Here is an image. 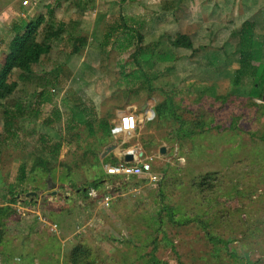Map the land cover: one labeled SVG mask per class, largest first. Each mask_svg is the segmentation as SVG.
Listing matches in <instances>:
<instances>
[{
  "label": "rangeland",
  "instance_id": "1",
  "mask_svg": "<svg viewBox=\"0 0 264 264\" xmlns=\"http://www.w3.org/2000/svg\"><path fill=\"white\" fill-rule=\"evenodd\" d=\"M184 1L164 16L162 0H0V58L37 15L38 40L59 32L25 81L11 74L17 87L0 106V252L9 262L264 264V96H247L246 77L232 85L245 22L264 59V0ZM120 15L142 38L125 51L103 39ZM178 33L192 48L171 46ZM75 36L87 37L77 53ZM137 47L175 60L139 67ZM166 99L175 117L147 120ZM127 108L138 117L132 135L98 132V121ZM122 139L121 149L153 158L158 181L105 175L98 160Z\"/></svg>",
  "mask_w": 264,
  "mask_h": 264
},
{
  "label": "trees",
  "instance_id": "2",
  "mask_svg": "<svg viewBox=\"0 0 264 264\" xmlns=\"http://www.w3.org/2000/svg\"><path fill=\"white\" fill-rule=\"evenodd\" d=\"M163 5L166 8L168 4ZM168 6L172 8L173 3H170ZM43 22V15H37L28 21L22 22L20 29L17 28L10 39L7 51L2 52L0 58V106L2 100L10 96L17 87L18 81L9 79L11 74L14 71H20V79L23 78V81H25L26 77H28L27 75L32 74L33 65L39 63L40 59L49 52L53 37L58 35L59 32H53L50 35H45L42 40H38V30ZM103 35L106 44L111 43L120 51L130 49L134 45L136 38H138V42L142 39L141 35L137 34V30L131 28L127 24L126 18L122 15L119 16L117 21L106 22ZM75 41L77 43H74L73 53L79 52L80 48L86 45L87 37L76 36ZM170 44L173 47L192 48L191 38L185 33H178L174 39L170 40ZM237 53L239 54V67L236 70L232 85H238L240 80L246 77L249 79L250 85L247 96L249 98H261L264 96V59L261 44L256 40L253 27L249 22L242 24L239 29ZM131 56L139 67H141L142 63H151V60L159 62L175 60L173 55L154 52L151 48L145 50L144 48L137 47L131 53ZM142 74L144 75L143 72ZM172 107V103L168 100V102H162V104L158 105L156 111L154 109V113L159 117L173 118L175 114ZM112 125L106 118L98 121V132L110 137ZM60 146L59 141L52 140L51 146L48 149V154L52 159L58 157ZM93 159H96V156ZM100 182L101 180L95 181L93 187L99 186ZM226 243L227 241H225Z\"/></svg>",
  "mask_w": 264,
  "mask_h": 264
},
{
  "label": "built area",
  "instance_id": "3",
  "mask_svg": "<svg viewBox=\"0 0 264 264\" xmlns=\"http://www.w3.org/2000/svg\"><path fill=\"white\" fill-rule=\"evenodd\" d=\"M152 114H149V112ZM147 120L153 118L154 112L152 110L146 111ZM138 117L135 111H124L120 113L119 122L113 124L110 132L113 136L121 134H130L137 129ZM128 155L132 158L126 160L122 158L114 163L105 165V173L112 177H146L149 181L156 182L159 179L158 174L153 171L154 161L151 156H148L143 151L137 149L126 150ZM88 194L92 197L96 196V191L91 189ZM110 200L108 195L101 197V204H107Z\"/></svg>",
  "mask_w": 264,
  "mask_h": 264
},
{
  "label": "crops",
  "instance_id": "4",
  "mask_svg": "<svg viewBox=\"0 0 264 264\" xmlns=\"http://www.w3.org/2000/svg\"><path fill=\"white\" fill-rule=\"evenodd\" d=\"M176 1H178V0H162V3H161V6H160V10H162V13H163V15L164 16H169V15H173L174 13H176V10H178V5L176 4ZM183 2H185L184 0H182ZM201 1H203V0H198V2L199 3H201ZM197 2V3H198ZM172 4L173 3V6H172V8L171 7H169L168 5L169 4ZM162 4H168L167 5V7L166 8H164V5H162ZM150 15V14H149ZM130 18H134V20H137L136 18V16H130L129 17V19ZM61 27H64L65 28V25H61ZM96 28V26L95 25H93V27H92V29H95ZM76 37V36H75ZM51 48H52V46H51ZM51 48H50V50H51ZM49 50V51H50ZM49 53V52H48ZM47 53V54H48ZM129 108H127L126 109V111L128 110ZM118 110V109H117ZM115 111V113H114V116L111 118V120H108L107 118V120H108V122L110 123V124H116V123H118L119 122V118H120V112L119 111ZM97 113V112H96ZM103 116V115H102ZM100 119H102V117H99ZM129 135H132V133H130ZM110 137L111 138H115V139H118L117 137L118 136H113V135H110ZM109 137V138H110ZM111 140V139H110ZM126 143H128V140L127 141H124V139H122L120 142H119V145L117 146V145H114L113 144V146H115L109 153H106V155L104 156V153L106 152V150H105V152L101 155V158H99V162H101V163H107V164H109L108 162H110V163H114V162H116V161H118V160H120V159H122V158H124V156L125 155H127V152H126V150H123V149H121V147L122 146H124ZM111 156V158L109 159V157ZM106 158H108V159H106ZM106 165V164H105ZM105 168V167H104ZM105 172V171H104ZM105 175H106V173H105ZM112 177V176H111ZM113 178H115V177H113ZM116 178H125V177H116ZM19 202V201H18ZM16 207V206H15ZM19 207V206H18ZM16 207V209H17V211L18 212H20V209H22V207ZM25 210H27V208L25 207ZM40 213L39 212H36V215H37V218H38V220H36L37 221V223L38 224H44V223H46V224H48V222H47V220L45 219V218H43L41 215H39ZM36 219V218H35ZM50 224V223H49ZM26 255L25 254H22V255H18V256H16L15 258H13L12 260H10V262H9V260H7V258L5 257V255H4V253L3 252H0V264H5L6 263V261H8L10 264H11V261H13V260H15V261H18V262H20V264H29L27 261L28 260H26ZM34 260H33V262L34 263H36V261L38 260V258L36 259V257H34L33 258ZM30 260V259H29ZM32 261V260H31Z\"/></svg>",
  "mask_w": 264,
  "mask_h": 264
},
{
  "label": "water",
  "instance_id": "5",
  "mask_svg": "<svg viewBox=\"0 0 264 264\" xmlns=\"http://www.w3.org/2000/svg\"><path fill=\"white\" fill-rule=\"evenodd\" d=\"M114 147H115V146H111V147L107 148V149H106V152L104 153V156L106 155V153H109ZM161 151H163V150H161ZM124 158H125L126 160H128V159H131L132 156L127 154V155L124 156Z\"/></svg>",
  "mask_w": 264,
  "mask_h": 264
}]
</instances>
